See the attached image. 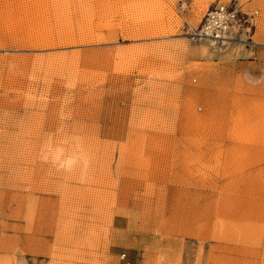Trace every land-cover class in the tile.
Segmentation results:
<instances>
[{"label":"rangeland","instance_id":"obj_1","mask_svg":"<svg viewBox=\"0 0 264 264\" xmlns=\"http://www.w3.org/2000/svg\"><path fill=\"white\" fill-rule=\"evenodd\" d=\"M0 264H264V0H0Z\"/></svg>","mask_w":264,"mask_h":264},{"label":"built area","instance_id":"obj_2","mask_svg":"<svg viewBox=\"0 0 264 264\" xmlns=\"http://www.w3.org/2000/svg\"><path fill=\"white\" fill-rule=\"evenodd\" d=\"M258 16V12L247 13L234 4L219 3L206 12L200 28L192 34L193 40L220 47L234 45L242 33L249 34L251 29L247 26L253 27Z\"/></svg>","mask_w":264,"mask_h":264},{"label":"bare ground","instance_id":"obj_3","mask_svg":"<svg viewBox=\"0 0 264 264\" xmlns=\"http://www.w3.org/2000/svg\"><path fill=\"white\" fill-rule=\"evenodd\" d=\"M71 41V40H70ZM65 163H66V161H65Z\"/></svg>","mask_w":264,"mask_h":264}]
</instances>
